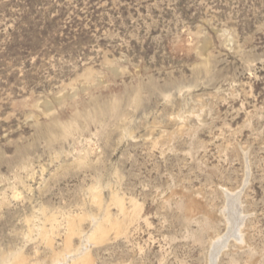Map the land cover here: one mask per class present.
I'll return each instance as SVG.
<instances>
[{"label":"rangeland","instance_id":"rangeland-1","mask_svg":"<svg viewBox=\"0 0 264 264\" xmlns=\"http://www.w3.org/2000/svg\"><path fill=\"white\" fill-rule=\"evenodd\" d=\"M65 250L264 264V0H0V264Z\"/></svg>","mask_w":264,"mask_h":264},{"label":"bare ground","instance_id":"bare-ground-1","mask_svg":"<svg viewBox=\"0 0 264 264\" xmlns=\"http://www.w3.org/2000/svg\"><path fill=\"white\" fill-rule=\"evenodd\" d=\"M108 218V217H107ZM115 225V224H114ZM98 228V227H97ZM96 229V228H95ZM103 230V229H102ZM239 230H240V232L242 233V230H241V226L239 225ZM104 231V230H103ZM97 232H98V230H94V232L89 236L90 237V240H92V239H95L96 240V238L98 237L97 235ZM104 233V232H103ZM100 235V234H99ZM103 235V234H102ZM108 236L107 234L106 235H104V237H102V238H106V237ZM100 238V237H99ZM101 238V239H102ZM100 239V240H101ZM99 240V239H98ZM97 240V241H98ZM69 244V243H68ZM69 246V245H68ZM71 246V245H70ZM69 248V247H68ZM67 249V248H66ZM73 249V248H72ZM66 251V250H65ZM75 252H76V250H74ZM62 254H63V252H62ZM72 252H65V257L64 258H60V257H56L55 256V259H56V264H83L81 261L82 260H84L85 258H86V255H88V253H87V250L84 252L83 251V253H81V252H77V253H75V254H72ZM12 257V256H11ZM16 259H17V257H16ZM25 261V260H24ZM17 262H18V260H17ZM15 263H16V261H15ZM18 263H20V262H18ZM23 263V262H22ZM17 264V263H16ZM21 264V263H20ZM24 264V263H23Z\"/></svg>","mask_w":264,"mask_h":264}]
</instances>
